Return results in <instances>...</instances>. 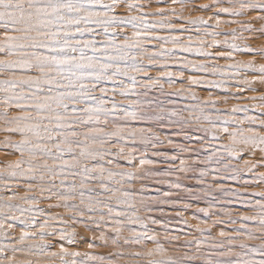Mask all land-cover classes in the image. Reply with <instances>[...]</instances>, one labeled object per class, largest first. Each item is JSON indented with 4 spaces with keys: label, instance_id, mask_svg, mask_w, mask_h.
Returning a JSON list of instances; mask_svg holds the SVG:
<instances>
[{
    "label": "snow or ice",
    "instance_id": "6c2138e0",
    "mask_svg": "<svg viewBox=\"0 0 264 264\" xmlns=\"http://www.w3.org/2000/svg\"><path fill=\"white\" fill-rule=\"evenodd\" d=\"M157 3L0 0V264H264V93L194 91L264 84V0Z\"/></svg>",
    "mask_w": 264,
    "mask_h": 264
},
{
    "label": "rangeland",
    "instance_id": "374dc122",
    "mask_svg": "<svg viewBox=\"0 0 264 264\" xmlns=\"http://www.w3.org/2000/svg\"><path fill=\"white\" fill-rule=\"evenodd\" d=\"M141 2L143 3L144 0H141ZM209 2H210V0H196V5L202 4V3H209ZM196 5H193V7H196ZM158 6L163 7L165 5L158 4L157 0H152L151 8H147L145 10L146 11H152ZM211 11H214V9L211 10ZM211 11L210 12L201 13L199 11H193V10H190V9H186L185 10V15L186 16H188V15H191V16H197V15L207 16V15L211 14ZM221 19H225L226 20V19H229V17H227L225 15H221ZM239 19H246V18L245 17H241ZM255 26L259 27L260 26L259 22H257ZM232 27H237V25L222 26L220 30L226 32ZM185 35H187V33H185ZM245 35H248V33H245ZM247 42L253 48H258V47L264 46V36H258L257 38L250 39ZM190 58L195 59L196 57L192 56ZM236 58L237 59H251V58H255L257 60V62H264V61H261L259 57H252L250 55H237ZM218 63L226 64V63H228V61L220 60V61H218ZM150 74L151 75H155L156 73L155 72H151ZM177 87H179V84L177 85ZM250 87L255 89V91L246 90L244 92L237 93L235 87H230L227 90V92H224V91L219 90V89H204V88H200V87L195 88L194 91L197 93V95L201 99H207L208 96H209V93H211L212 98H215V99H218V100L223 99V98H227L228 99V104L227 105H225L224 103H218V105H217L219 108H225V107H230L233 104H240V105L248 104V105H251L252 103L258 102V101H252L250 99H247V97L259 96L260 94L264 93V84L256 83V84L251 85ZM167 90H169V89H167V86H166V91ZM232 94H236V98H233ZM173 99H177V98L173 97ZM186 102L187 101H179V103H181V104L186 103ZM164 131L166 133L168 132L167 129H165ZM173 138L177 139L179 142H182V138H177V137H173ZM2 139H3V135L0 134V140H2ZM6 151H9V150H5V149L0 148V164H3L4 162L9 161V160H14L15 159L14 155H5ZM247 158H248L247 156L244 157V159H247ZM256 158L257 159L259 158V154H257ZM242 162H243V160H241V163ZM256 171L257 172H264V167H257ZM246 178H251V174H249ZM183 183L185 185H187V186H192V187H195V185H196V182L194 180H191V179L184 180ZM223 183H225L226 186H230V187H233V188H238L239 187L238 184H236V183H234L232 181H224ZM161 187H162V190H167V186H161ZM261 190H262L261 187H254V188H250L249 189V191H257V192H259ZM12 191H16L19 195H24L25 194V192L23 190V185H21L19 188H17L16 185H13ZM9 194L10 193L8 191H6L2 187H0V195H3V196L6 197ZM28 194L29 195H36V193H28ZM50 203H55V201L54 200L53 201L42 200L40 202V204H39V207L45 209L46 212H51L53 214H55L57 212H59L60 214H64V210L62 208H60V209H57V208L49 209L48 205ZM199 206L203 207L205 205L203 204V202H200ZM233 207L236 208V209H239L238 205H234ZM193 214L199 216L200 218H203V214L196 213L195 212V208H190L184 213V216L189 219V223H191V224H195L197 222L196 220L191 219ZM38 219H40V218L38 217ZM22 227L23 226L20 224V222L17 221V222L13 223L12 229H9L8 231H9L11 236L15 237V236L19 235V232H20ZM187 230L188 229L185 228V231H187ZM77 232H78L79 237H83L85 241H87L88 239L91 238V233L85 231V229L83 228L82 225L77 226ZM174 234H176V233H174ZM213 234H215V231L213 232ZM53 239H55V238H53ZM161 242L162 243H166L165 241H163V239H161ZM249 243H258V241H250ZM167 246L169 247V251H173L174 250L171 245H167ZM72 247L74 249H78L80 251L88 250L87 249V244L84 243V242H79L76 245H73ZM149 247H151V245H149ZM92 251L95 252L96 254L107 255L111 251V249L110 248H104V247H97L95 249H92ZM19 258L20 259H33V260L36 259V257H24L23 255H20Z\"/></svg>",
    "mask_w": 264,
    "mask_h": 264
},
{
    "label": "bare ground",
    "instance_id": "6f19581e",
    "mask_svg": "<svg viewBox=\"0 0 264 264\" xmlns=\"http://www.w3.org/2000/svg\"><path fill=\"white\" fill-rule=\"evenodd\" d=\"M2 156V155H1ZM6 157V156H5ZM16 158V157H15Z\"/></svg>",
    "mask_w": 264,
    "mask_h": 264
}]
</instances>
